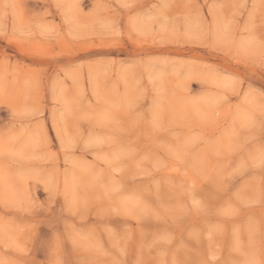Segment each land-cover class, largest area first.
<instances>
[{"label":"rangeland","instance_id":"obj_1","mask_svg":"<svg viewBox=\"0 0 264 264\" xmlns=\"http://www.w3.org/2000/svg\"><path fill=\"white\" fill-rule=\"evenodd\" d=\"M0 264H264V0H0Z\"/></svg>","mask_w":264,"mask_h":264}]
</instances>
